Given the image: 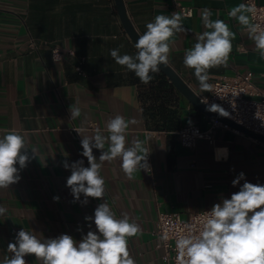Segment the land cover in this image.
Returning <instances> with one entry per match:
<instances>
[{"label":"crops","instance_id":"crops-1","mask_svg":"<svg viewBox=\"0 0 264 264\" xmlns=\"http://www.w3.org/2000/svg\"><path fill=\"white\" fill-rule=\"evenodd\" d=\"M240 3L244 0H125L141 35L156 15H181L187 31L172 38L170 64L201 96L210 92L200 90L194 70L185 67L183 59L196 35L205 31L201 19L205 8L212 11V19L224 20L236 33L228 66L210 69L208 82L251 73L257 85L263 84L264 58L247 31L228 15ZM181 6L192 7L193 14L184 15ZM56 46L65 53L61 61L52 58ZM116 48L121 55L134 56L137 51L122 27L114 0H0V135L7 131L24 135L29 155L19 181L0 189V205L7 209L0 216V261L11 255L7 246L22 228L42 239L68 234L79 242L89 230L96 231L94 222L85 217L94 218L104 199L118 218L127 214L142 229L129 239L136 264H165L156 234L159 212L188 217L230 198L245 180L264 185L263 142L218 126L215 145L205 140L192 148L181 145L180 126L194 121L207 128L211 118L179 92L178 127L156 128L144 112L141 93L146 84L113 60L110 50ZM79 64L83 74L76 70ZM71 107L79 108V117L71 118ZM118 114L138 121L129 126L127 145L135 139L143 142L150 170L137 171L129 179L119 158L103 162L105 196L89 197L84 204V195L75 200L67 187L71 169L63 164L83 160L88 166L81 135L97 130L108 135L107 121ZM93 154L99 162L101 150L93 149ZM240 173L245 180L233 186ZM25 259L27 264H40L34 256Z\"/></svg>","mask_w":264,"mask_h":264},{"label":"clouds","instance_id":"clouds-1","mask_svg":"<svg viewBox=\"0 0 264 264\" xmlns=\"http://www.w3.org/2000/svg\"><path fill=\"white\" fill-rule=\"evenodd\" d=\"M256 12L254 6L240 3L232 7L228 15L247 31L255 50L264 58V26L254 22ZM201 19L205 31L197 34L194 45L185 51L183 64L194 70L200 90L211 92L213 85L208 82L209 70L228 66L236 33L224 20L212 19V11L208 8L203 9ZM186 31L179 13L156 15L152 22L146 24V31L139 35L134 56L121 55L119 48L111 49L110 56L118 65L134 72L141 83L148 84L153 79L151 73L159 72L160 65L170 64L172 38ZM208 110L228 115L217 104L210 105ZM70 111L71 118L80 116L79 108L71 107ZM137 123L135 118L125 119L118 114L107 121L108 135L101 134L99 130L93 135H81L82 156L87 158L88 166H84L83 160L71 165L67 161L63 164L66 169H71L67 187L75 200H80L81 194L85 197L84 204L89 197L104 198L103 162L110 163L119 158L129 179L137 171L150 170L147 163L149 152L143 142L135 139L131 146L127 145L129 126ZM106 143L108 147L105 150ZM93 149L101 150L99 162ZM27 153L24 135L16 131L0 135V189H7L19 181V172L29 161ZM241 180H245L244 173H240L232 185L240 184ZM53 199L58 201L59 197ZM6 212L7 209L0 205V216ZM85 220L93 221L96 231L89 230L79 242L68 234L42 239L33 231L22 228L16 234L15 242L7 246L11 255H5L0 264H27L25 257L30 255L40 264H136L130 252L129 239L140 235L142 229L135 220L127 214L118 218L104 199L95 208L94 218L89 216ZM161 239L167 241L168 234L162 235ZM175 249L176 264H264V185L245 180L239 191L204 213L198 232L189 231L179 236L175 240Z\"/></svg>","mask_w":264,"mask_h":264},{"label":"built area","instance_id":"built-area-1","mask_svg":"<svg viewBox=\"0 0 264 264\" xmlns=\"http://www.w3.org/2000/svg\"><path fill=\"white\" fill-rule=\"evenodd\" d=\"M244 3L256 8L254 22L264 26V2L244 0ZM181 12L191 16L193 8L181 6ZM68 52L73 53L71 50ZM51 54L55 61H61L65 57V53L57 46L52 48ZM76 70L79 74H83L80 64L76 66ZM211 84L213 90L207 96H201L208 107L217 104L228 113L226 117L264 135V81L259 86L255 83L251 73H240L232 77L220 76ZM218 126L233 129L214 118L210 119V126L207 128H202L197 122L191 121L178 128L179 141L181 145L188 148L195 147L200 140L215 145L214 129ZM210 210L197 211L188 217H183L178 212H159L156 234L160 239L159 245L163 250L162 257L165 264H176L175 240L189 231L198 232L202 227L204 213ZM165 233L169 236L167 241L161 239Z\"/></svg>","mask_w":264,"mask_h":264},{"label":"water","instance_id":"water-1","mask_svg":"<svg viewBox=\"0 0 264 264\" xmlns=\"http://www.w3.org/2000/svg\"><path fill=\"white\" fill-rule=\"evenodd\" d=\"M114 4L122 24L123 29L130 37V39L135 44L138 41L139 31L135 27L133 21L131 20L125 0H114ZM161 72L168 78L170 83L175 87V89L185 98L194 108H196L201 113L207 115L210 118L217 119L221 123L245 134L246 136L255 139L257 141L264 143V135L256 132L252 129L245 127L244 125L230 119L224 115L217 114L216 112L209 111L208 106L203 102L201 95H199L180 75V73L171 65L168 66L160 65Z\"/></svg>","mask_w":264,"mask_h":264},{"label":"trees","instance_id":"trees-1","mask_svg":"<svg viewBox=\"0 0 264 264\" xmlns=\"http://www.w3.org/2000/svg\"><path fill=\"white\" fill-rule=\"evenodd\" d=\"M151 75L152 81L141 93L145 115L156 128L176 129L181 117L179 93L161 70Z\"/></svg>","mask_w":264,"mask_h":264}]
</instances>
